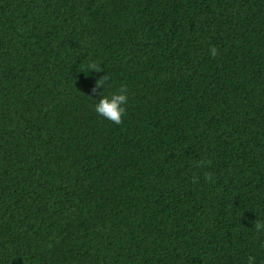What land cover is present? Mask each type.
I'll return each instance as SVG.
<instances>
[{
	"label": "trees",
	"instance_id": "16d2710c",
	"mask_svg": "<svg viewBox=\"0 0 264 264\" xmlns=\"http://www.w3.org/2000/svg\"><path fill=\"white\" fill-rule=\"evenodd\" d=\"M255 221L264 0H0V264H264Z\"/></svg>",
	"mask_w": 264,
	"mask_h": 264
},
{
	"label": "clouds",
	"instance_id": "9594fccd",
	"mask_svg": "<svg viewBox=\"0 0 264 264\" xmlns=\"http://www.w3.org/2000/svg\"><path fill=\"white\" fill-rule=\"evenodd\" d=\"M209 53L212 57H217L219 55L215 46H210ZM83 71H87L89 73L104 72L101 65L92 60L83 64L81 72ZM109 83L110 77L107 73L96 79L95 85L92 89V94L98 95L100 98L95 100L97 102L94 105V111L97 115L103 117L104 119L119 125L127 114L129 90L127 87L121 86L118 91L112 92L109 95H104ZM101 89H103V91H101ZM254 228L257 232H264V221H255ZM247 264H256V257L249 256L247 258Z\"/></svg>",
	"mask_w": 264,
	"mask_h": 264
}]
</instances>
